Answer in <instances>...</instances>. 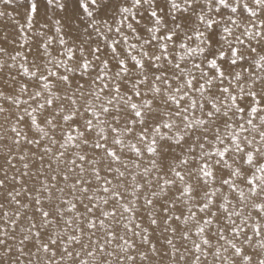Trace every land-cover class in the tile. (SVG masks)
Wrapping results in <instances>:
<instances>
[{"label":"snow or ice","instance_id":"snow-or-ice-1","mask_svg":"<svg viewBox=\"0 0 264 264\" xmlns=\"http://www.w3.org/2000/svg\"><path fill=\"white\" fill-rule=\"evenodd\" d=\"M0 20V264H264V0Z\"/></svg>","mask_w":264,"mask_h":264},{"label":"bare ground","instance_id":"bare-ground-1","mask_svg":"<svg viewBox=\"0 0 264 264\" xmlns=\"http://www.w3.org/2000/svg\"><path fill=\"white\" fill-rule=\"evenodd\" d=\"M4 32H8L10 34V38L11 36L15 35V29L13 26L6 20H0V34Z\"/></svg>","mask_w":264,"mask_h":264}]
</instances>
